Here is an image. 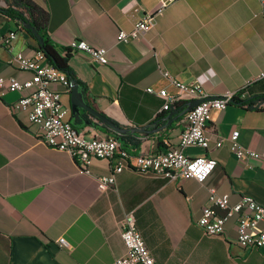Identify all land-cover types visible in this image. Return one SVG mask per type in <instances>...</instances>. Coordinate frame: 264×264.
Returning a JSON list of instances; mask_svg holds the SVG:
<instances>
[{
	"label": "crops",
	"instance_id": "obj_1",
	"mask_svg": "<svg viewBox=\"0 0 264 264\" xmlns=\"http://www.w3.org/2000/svg\"><path fill=\"white\" fill-rule=\"evenodd\" d=\"M22 1L45 13V33L57 47L83 40L107 50L105 66L82 53L72 54L68 66L84 90V104L87 99L122 128H147L162 112L158 92L177 94L160 70L180 83L197 82L208 98L264 96V21L256 0H177L153 29L129 43L117 42L118 32L130 31L159 0ZM16 2L0 0V8H14ZM12 31L11 48H0V78L23 83L33 74L19 70L13 57L40 52L21 22L0 14V37ZM19 97L0 95V264H112L125 255L118 222L129 213L156 264H264V250L235 243L234 218L220 237L205 236L196 225L212 192L227 195L230 205L243 197L264 202V161L238 160L229 150L237 131L244 149L264 152V102L256 109L231 104L210 113L208 148L183 151L216 161L203 184L125 169L111 189L99 192L96 178L110 175L108 162L94 159L90 174L82 173L70 155L42 142L25 112L10 111ZM60 102L77 133L116 138L84 110L73 115L70 92L62 93ZM183 117L157 133H130L131 143L122 148L132 157L176 148ZM263 229L264 221L256 232ZM60 239L66 245L60 246Z\"/></svg>",
	"mask_w": 264,
	"mask_h": 264
},
{
	"label": "built area",
	"instance_id": "obj_2",
	"mask_svg": "<svg viewBox=\"0 0 264 264\" xmlns=\"http://www.w3.org/2000/svg\"><path fill=\"white\" fill-rule=\"evenodd\" d=\"M176 1L159 0L158 8L136 22L130 31H119L116 36L117 42L138 41L155 27L157 18ZM256 1L260 5V16L264 21V0ZM22 28H25L23 24ZM15 38L16 31L0 37V48L9 50ZM67 48L73 54H85L98 66L107 64L105 48L90 45L83 40H72ZM13 61L19 70L31 72L33 75L30 80L23 83L14 79L0 78V95L4 92L20 94L19 99L10 107V111L25 112L28 121L41 132L42 142L52 149L70 155L82 173L90 174L89 166L94 159L107 161L111 173L108 176L96 178L99 192L111 189L115 183V176L125 169H131L140 174L163 176L171 181L192 179L198 184H203L216 167V161L210 157L190 158L183 151L187 148L206 150L209 146L206 130L210 113L213 110L223 111L233 103L234 98L240 100L244 98V93L240 92L210 99L197 82L180 83L171 78L168 72L160 70L162 76L177 91L174 95L166 90L158 92V96L164 100L162 112L168 111L173 104L181 102L182 99L186 104L196 100L202 101L184 115L183 130L178 137L176 148L169 147L164 152H146L132 157L115 137L99 134L87 137L84 133H77L74 130L65 119L68 109L60 102V95L70 92L71 85L68 83L66 74L45 63L41 53L34 58L17 54L13 57ZM159 69H161L160 66ZM55 85L60 86L61 90L54 89ZM147 92L153 93L151 89H147ZM237 138L238 132L235 131L229 139V150L236 159L264 161V152L258 153L244 149L237 142ZM218 211L223 214H219ZM230 218H234L235 221V243L239 247L264 250V229L256 232L258 224L264 221V202L258 203L249 197H243L237 203L230 205L227 195L219 196L212 192L208 205L203 207L196 225L205 236L220 237L223 235L224 224ZM118 224L125 255L112 264H156L136 228L134 215L126 214ZM57 243L60 246L66 245L63 239L58 240Z\"/></svg>",
	"mask_w": 264,
	"mask_h": 264
},
{
	"label": "trees",
	"instance_id": "obj_3",
	"mask_svg": "<svg viewBox=\"0 0 264 264\" xmlns=\"http://www.w3.org/2000/svg\"><path fill=\"white\" fill-rule=\"evenodd\" d=\"M16 1H17L15 3L16 5L13 6L14 8H12L11 6H8L7 8H0V14L11 20L21 22L24 25H30L41 38V43L38 44V50L43 55L46 63L66 74L68 83L70 85L77 84L78 86H81V84L76 80L75 76L73 75V73L71 72L68 66V62L73 54L72 51L68 48L57 47L55 44L52 43V41L45 33V28H44V22L46 21L45 13L36 5L30 2L22 1V0H16ZM26 32L30 35V37L34 38L29 30L26 29ZM260 102H264V96L247 98L245 100L234 98L232 104L239 107H246L248 109H254V108L256 109L257 104ZM85 104L95 109V107L87 99H85ZM185 106H186V102H177L173 104L168 111L161 112L154 120V122L150 125V127L152 129L153 128L161 129V130L167 129L168 127H170V125L169 126L166 125L170 120V118L168 117L171 115V113L175 111L181 113L185 109ZM181 117H178L177 119ZM102 129L106 131V133L115 135L116 138L120 141L122 147L125 146L126 143H131L129 134L124 136H118L104 125H102Z\"/></svg>",
	"mask_w": 264,
	"mask_h": 264
},
{
	"label": "water",
	"instance_id": "obj_4",
	"mask_svg": "<svg viewBox=\"0 0 264 264\" xmlns=\"http://www.w3.org/2000/svg\"><path fill=\"white\" fill-rule=\"evenodd\" d=\"M24 25V24H23ZM27 30L31 32L33 35L34 39L37 41L38 44L41 43V38L37 34V32L30 26V25H24ZM84 90L80 89L77 84H73L70 87V109L73 115H78L79 110H84L85 112L88 113V115L92 118H94L96 121L113 131L115 134L118 136H124L127 134H134V133H157L161 129H156L153 128L152 130H149L150 126L147 128H131V129H126L122 128L112 121L108 120L92 108L88 107L86 104H84ZM213 99V98H210ZM202 100H196L192 101L186 104L185 109L180 113L178 111H175L171 113V115L168 117L170 120L168 121L166 126L171 125L175 120H177L178 117H181L185 115L188 111H190L193 107L198 105ZM176 115V116H175ZM91 121H84L85 125H90Z\"/></svg>",
	"mask_w": 264,
	"mask_h": 264
}]
</instances>
